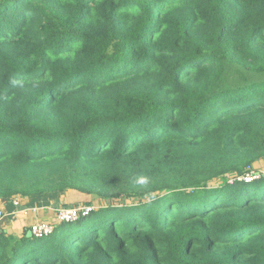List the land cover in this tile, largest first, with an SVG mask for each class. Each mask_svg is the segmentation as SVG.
Returning a JSON list of instances; mask_svg holds the SVG:
<instances>
[{
    "label": "trees",
    "instance_id": "16d2710c",
    "mask_svg": "<svg viewBox=\"0 0 264 264\" xmlns=\"http://www.w3.org/2000/svg\"><path fill=\"white\" fill-rule=\"evenodd\" d=\"M262 159L264 0H0V203L101 200L0 264H264Z\"/></svg>",
    "mask_w": 264,
    "mask_h": 264
},
{
    "label": "crops",
    "instance_id": "0c3cea01",
    "mask_svg": "<svg viewBox=\"0 0 264 264\" xmlns=\"http://www.w3.org/2000/svg\"><path fill=\"white\" fill-rule=\"evenodd\" d=\"M69 192H74L73 194L75 197L76 196L78 197L80 195H83L80 197H84L85 195H87V194L80 193V192L78 193V191H76L74 189L70 190ZM19 199H20V205L14 204L17 208L13 207L12 209H9V210L5 204L0 203V210L4 212L5 217H7L8 215H12V219H8L5 221L8 223L9 221L13 222V220H15L14 223H12V224L9 223V224L11 225V227L13 228L14 231L15 230L17 231L18 234L22 233L21 230L24 227L27 226L29 228L30 225L36 221H54L56 219V218L54 219L53 211L51 212L50 210H47V209H51V207H54V202L51 203L50 206L49 205H38V204L30 206V205H28V199L27 198L19 197ZM23 204L24 205L26 204V205L23 206ZM47 206H48V208H47ZM54 210H56V209H54ZM6 222L5 223L3 222L0 228H3L4 230L7 231L9 229L6 228V226H7Z\"/></svg>",
    "mask_w": 264,
    "mask_h": 264
},
{
    "label": "built area",
    "instance_id": "2783aa9c",
    "mask_svg": "<svg viewBox=\"0 0 264 264\" xmlns=\"http://www.w3.org/2000/svg\"><path fill=\"white\" fill-rule=\"evenodd\" d=\"M247 179H251L247 177ZM13 203L15 205H20V199L19 197H15L13 199ZM92 209H94L91 206L88 205H82L78 208H70V207H58L56 209V223H51L50 221H36L33 224L30 225V230L32 231V234L35 237H43L50 235L55 227V224L60 222H69L77 219L81 215L88 214ZM5 217V214L3 211L0 210V220Z\"/></svg>",
    "mask_w": 264,
    "mask_h": 264
},
{
    "label": "rangeland",
    "instance_id": "374dc122",
    "mask_svg": "<svg viewBox=\"0 0 264 264\" xmlns=\"http://www.w3.org/2000/svg\"><path fill=\"white\" fill-rule=\"evenodd\" d=\"M255 166H256V168L260 169L264 173V160L263 159L261 161H259L257 164H255ZM79 192L80 191H78V193ZM73 193L74 192H69V193L67 192V193L61 194L59 197L55 198L56 200L53 201L54 202V207H51V209H47V210H50L51 212L53 211L54 219L56 218V210H54V209H57L58 207H61V206L62 207H70V208H78L79 206H82L83 204H88L89 206H91L93 208H98L100 206L101 200L95 194L84 193V194H87L84 197H80V196H83V195H80V194H79L80 196H78V197L76 196L75 197ZM80 193H83V192H80ZM47 208H48V206H47ZM55 220L54 221H50V222L51 223H56ZM5 222L6 221H4V223ZM14 222H15V220H13V222L12 221H9L8 223L6 222V224H7L6 228L9 229V230H7V232L10 233V234L18 235L17 231L16 230L14 231L13 228L11 227V225L9 224V223L12 224ZM27 228H28L27 226L24 227L21 230V232L26 231Z\"/></svg>",
    "mask_w": 264,
    "mask_h": 264
},
{
    "label": "water",
    "instance_id": "95a60500",
    "mask_svg": "<svg viewBox=\"0 0 264 264\" xmlns=\"http://www.w3.org/2000/svg\"><path fill=\"white\" fill-rule=\"evenodd\" d=\"M27 236L28 237H35L33 234H32V231L29 229L28 232H27Z\"/></svg>",
    "mask_w": 264,
    "mask_h": 264
}]
</instances>
